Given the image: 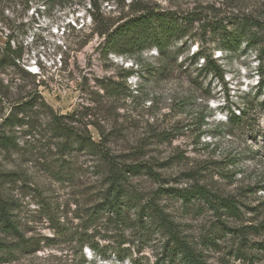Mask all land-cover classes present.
<instances>
[{"label":"rangeland","instance_id":"374dc122","mask_svg":"<svg viewBox=\"0 0 264 264\" xmlns=\"http://www.w3.org/2000/svg\"><path fill=\"white\" fill-rule=\"evenodd\" d=\"M24 5L0 0V44L10 36L21 49L17 68L0 70V240L12 247L0 251V264H170L162 261L167 235L139 238L103 212L88 217L108 156L152 166L158 179L134 173L128 184L147 195L159 189V204L205 264H264L255 248L264 244V0H65L49 12ZM144 9L184 17L185 36L161 54L108 46L100 24L112 32ZM221 27L245 35L218 51L210 31ZM197 50L215 59L216 74L199 70ZM193 184L233 198L239 216L215 213L195 195L182 200L178 191ZM83 228L97 249L82 245ZM116 245L130 255L119 257ZM178 259L171 264H186Z\"/></svg>","mask_w":264,"mask_h":264},{"label":"trees","instance_id":"16d2710c","mask_svg":"<svg viewBox=\"0 0 264 264\" xmlns=\"http://www.w3.org/2000/svg\"><path fill=\"white\" fill-rule=\"evenodd\" d=\"M29 1L30 0H24V8H26ZM33 1L37 5L42 6L43 12H49L56 6L63 5L65 3V0ZM90 8L93 10L90 18L94 20L98 19L99 16H96V13H98V7L94 1L90 2ZM40 11L41 10L39 8L38 12ZM177 15L178 14L174 11H155L152 9H144L142 12L135 14L123 21L121 24L116 25L112 32H110L112 28H109L106 22H102L98 28V32L105 35L107 45L112 46L114 49H117L119 45L125 46L126 51H141L145 48L152 47L157 54H161L163 50L169 48L173 42H176L185 36L187 31L186 26H184V24H186L185 18ZM68 26L75 29L74 26L70 24H68ZM244 33L245 31L238 27H234L229 30L225 27L215 28L210 31V43H216L218 46L216 50L223 51L231 45L238 43L241 37L245 35ZM249 36L255 38L256 35L255 33L250 32ZM13 43L14 41L12 38L7 36L5 42L0 44V70L6 66L12 68L18 67L17 62L21 56V49L19 47H13ZM117 51L124 53L122 52L124 50ZM191 58L197 62L199 59H202V64H199L198 66L201 71L216 74L219 70V66L216 64L214 58L208 57L198 50L192 53ZM257 84H259V88L264 87V78H258ZM28 104L29 101L20 104L19 109H29ZM244 112L245 107H242V113L239 111L236 118L239 119L241 114L243 115ZM13 115L14 113H12V116ZM54 122L58 127L57 129H60L59 123L57 121ZM5 141L6 140H3V144H5ZM81 143L82 142H80V144ZM90 143L94 147L96 146L98 148L96 143ZM104 165L107 169L106 174L103 176V181L106 186L101 192L98 202L93 204L92 208L88 211V217L90 219L96 218L103 212L105 213L107 222L110 225L121 230L128 228L135 231L139 238H145L147 236L146 234H149L154 230L167 235L164 244L165 251L162 257L163 263H174L176 260H179L178 257H180V259L186 264H205L201 255L175 230L174 223L169 219L168 214L159 204L157 199L159 189L155 190L152 195H147L144 192L131 188L128 184L130 176L134 173H144L153 179H158V174L153 170L151 165L144 162L128 163L126 161H122L118 163L116 159H112L109 156L105 158ZM166 191H168V189ZM178 195L185 201L190 197V195L198 196L205 201L215 213L218 214L220 211H224L230 215L238 217L240 213L233 198L222 197L211 192L202 185L193 184L191 189L188 191H178ZM1 215L3 223L6 224L11 231H14L18 235L19 232L17 228L6 216V210H2ZM50 221H52L51 218ZM258 227L264 228V220L260 222ZM249 228L251 227H247V229ZM76 233L82 240V245L89 243L90 248L93 250L97 249V246L92 244L87 239L85 228H83L81 232ZM245 233V228L238 229V234L242 239L245 237ZM19 240V243L22 242L21 244L26 245V240L22 238ZM246 246L247 243H244L243 247L240 248L241 255L244 259L251 260L253 256L245 253L244 248ZM116 247L114 251L119 257L122 258L130 255V252H128L129 248H123L121 250H126V252H119L118 248L120 246L116 245ZM255 248L264 253V244H258V247ZM3 249L8 250L12 249V247L11 244L0 240V251ZM132 261L133 262L131 264H135L136 260L132 259Z\"/></svg>","mask_w":264,"mask_h":264}]
</instances>
